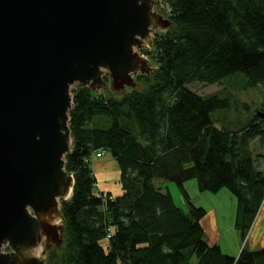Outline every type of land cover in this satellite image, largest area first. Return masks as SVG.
I'll return each mask as SVG.
<instances>
[{"label": "trees", "instance_id": "1", "mask_svg": "<svg viewBox=\"0 0 264 264\" xmlns=\"http://www.w3.org/2000/svg\"><path fill=\"white\" fill-rule=\"evenodd\" d=\"M162 1L172 26L155 32L144 52L156 71L137 75L136 87L119 93L72 88L65 169L73 190L61 202L62 244L47 252L46 264H264V247L231 256L208 244L200 223L206 211L184 189L190 178L201 191L228 188L243 238L264 202V172L248 146L264 134L258 118L233 131L218 127L212 112L227 100L191 88L240 71L249 86H264V0ZM99 149L118 165L117 196L95 191L89 161ZM154 179L174 181L187 211Z\"/></svg>", "mask_w": 264, "mask_h": 264}, {"label": "water", "instance_id": "2", "mask_svg": "<svg viewBox=\"0 0 264 264\" xmlns=\"http://www.w3.org/2000/svg\"><path fill=\"white\" fill-rule=\"evenodd\" d=\"M155 9L154 0H0V264H45L62 244L71 88L118 93L153 73L139 51L172 23Z\"/></svg>", "mask_w": 264, "mask_h": 264}, {"label": "rangeland", "instance_id": "3", "mask_svg": "<svg viewBox=\"0 0 264 264\" xmlns=\"http://www.w3.org/2000/svg\"><path fill=\"white\" fill-rule=\"evenodd\" d=\"M154 5L156 8L155 10H158L167 18H169L167 6L162 0H154ZM165 30H156V32H164ZM154 33L152 37L154 36ZM143 55L149 61L153 71H156V63L154 59H152L146 53ZM246 79L247 76L240 71L229 75L225 79L221 80L220 83L206 85L203 86V88L199 85H196L195 82L192 83L194 85H190L193 90L199 91L201 95H209L216 92V95H218L219 98L227 100L228 105L226 107L212 112V116L216 121L215 124L218 127H226L228 129H232L233 131L240 128L241 126H244L250 119L257 117V122H259L264 129V86L260 84L256 86H249ZM135 82L137 83L136 76ZM75 85L76 84H74L72 88L75 87ZM109 90L112 91L110 86L98 92L108 93ZM259 112L262 113L263 116H260L258 114ZM262 135L263 136H256L255 138L251 139L248 146L251 150L252 158L255 161V164L260 167L259 169L261 171L264 172V134ZM101 156L106 158L109 157L110 165L108 167L109 169L107 170V173L97 174L96 179L99 191L96 190V193H103L105 195L110 192L112 196H117L121 194L122 191L121 183L119 181L118 165L107 151L101 154ZM94 158L95 155H92L89 162L91 163L92 159ZM154 183L158 187L161 186V190H168L173 198L172 200L174 203L184 211H187L189 204L184 198L180 188L174 181L154 179ZM184 187L189 195V201L192 203V205L195 207L204 208L206 213L211 209H215L217 213L216 216L218 217L217 230H219L217 243L221 247V251L231 256H236L240 251L239 249L242 247L249 249V240L251 238L252 230L251 227L253 225L246 232L245 238H243L240 235V230L236 227L237 199L228 188H221L217 192L201 191L198 188L196 178H190L186 180L184 182ZM263 207L264 203L259 210V212L262 211L261 214L264 213ZM207 237L208 236L205 234V241L207 240Z\"/></svg>", "mask_w": 264, "mask_h": 264}, {"label": "crops", "instance_id": "4", "mask_svg": "<svg viewBox=\"0 0 264 264\" xmlns=\"http://www.w3.org/2000/svg\"><path fill=\"white\" fill-rule=\"evenodd\" d=\"M109 157H103V156H96L92 159V162L90 163L91 169L95 175V178H97V174L99 173H107V170L109 169L110 161ZM161 189L162 187L159 186ZM96 190H98L97 186V179H96ZM110 193V192H109ZM112 195V194H111ZM264 203V202H263ZM262 205L260 206V208ZM264 208V207H263ZM260 210V209H259ZM261 212L258 211L257 216L255 220L253 221V226L251 227V238L249 240V249L251 250H257L259 248L264 247V213L261 214ZM217 213L215 209L209 210L205 214V216L200 219V223L203 227L204 233L208 236L207 237V243L208 244H215L217 243L219 230L218 229V217L216 216ZM248 238V239H249ZM218 244V243H217ZM248 249V250H249Z\"/></svg>", "mask_w": 264, "mask_h": 264}, {"label": "built area", "instance_id": "5", "mask_svg": "<svg viewBox=\"0 0 264 264\" xmlns=\"http://www.w3.org/2000/svg\"><path fill=\"white\" fill-rule=\"evenodd\" d=\"M166 6H167V5H166ZM167 10H168V14H169V8H168V6H167ZM146 47H147V48H150L149 45H146ZM104 152H106V151L103 150V149H99V150H96V151L94 152L93 155L100 156V155L103 154ZM111 234H112V230H111V228L108 227V228L106 229V240H107V241L110 239Z\"/></svg>", "mask_w": 264, "mask_h": 264}, {"label": "bare ground", "instance_id": "6", "mask_svg": "<svg viewBox=\"0 0 264 264\" xmlns=\"http://www.w3.org/2000/svg\"><path fill=\"white\" fill-rule=\"evenodd\" d=\"M152 35H153V34H152ZM152 39H153V37H152ZM146 45H148V44H145V45H144V48H143L142 50L139 51V53H140L143 57H144L143 54H145V53H144L145 50H147V49L149 50V49H150V48H147ZM150 46H151V45H149V47H150ZM138 75H139V74H138ZM78 85H79V84H78ZM81 87H82V86H81ZM71 93H72V90H71ZM95 191H96V190H95ZM96 192H97V191H96ZM50 250H51V249H50ZM50 250H49V251H50Z\"/></svg>", "mask_w": 264, "mask_h": 264}]
</instances>
